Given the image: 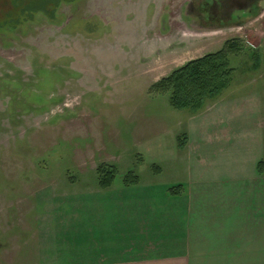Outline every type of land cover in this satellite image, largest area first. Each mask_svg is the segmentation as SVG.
Masks as SVG:
<instances>
[{
  "label": "rangeland",
  "instance_id": "374dc122",
  "mask_svg": "<svg viewBox=\"0 0 264 264\" xmlns=\"http://www.w3.org/2000/svg\"><path fill=\"white\" fill-rule=\"evenodd\" d=\"M188 2L61 0L53 17L38 11L20 22L0 13V264L140 252L148 224L129 217L149 193L167 208L181 204L198 165L194 138L184 148L177 141L194 114L150 87L227 40L242 49L229 57L234 71L222 95L255 100L250 117L264 139V8L245 24L207 29ZM101 164L117 169L105 189ZM129 172L138 182H125ZM177 184L184 187L174 193ZM249 187L264 194V175ZM121 202L123 218L110 208ZM249 204L257 227L249 241L264 246V200Z\"/></svg>",
  "mask_w": 264,
  "mask_h": 264
},
{
  "label": "crops",
  "instance_id": "0c3cea01",
  "mask_svg": "<svg viewBox=\"0 0 264 264\" xmlns=\"http://www.w3.org/2000/svg\"><path fill=\"white\" fill-rule=\"evenodd\" d=\"M224 91L207 112L194 114L189 125L187 142L191 136L195 140L198 165L185 200L171 209L149 193L129 217L148 224L140 252L77 264H264L263 244L249 241V234L257 233L249 202L264 200L263 193H252L249 187L252 178L261 176L256 164L264 157L263 132L250 117L255 100L229 98ZM110 208L123 218L122 202Z\"/></svg>",
  "mask_w": 264,
  "mask_h": 264
},
{
  "label": "trees",
  "instance_id": "16d2710c",
  "mask_svg": "<svg viewBox=\"0 0 264 264\" xmlns=\"http://www.w3.org/2000/svg\"><path fill=\"white\" fill-rule=\"evenodd\" d=\"M1 1L4 4L2 3L0 13L3 11L5 16L6 12L10 16L15 13V22L21 21L19 17L29 19L38 11L53 17L54 7L61 2V0ZM10 1L11 6L8 3ZM241 49L242 43L238 39L227 40L220 49L191 59L168 75L160 78L150 87V90L158 93H167L168 103L171 108L179 111L189 110L195 114L201 111L207 102L217 99L230 86L234 68L230 65L229 57L232 54H237ZM253 55L254 64L257 66L259 57L256 53ZM177 141L178 147L184 148L187 143V135L185 133L180 134L177 137ZM256 171L259 175H264V159L257 162ZM116 172L117 169L113 165H99L97 174L100 188L109 187L114 181ZM138 180V176L133 175L131 172L125 176L126 183L138 182ZM180 187L181 184L175 185L171 191L176 193Z\"/></svg>",
  "mask_w": 264,
  "mask_h": 264
},
{
  "label": "flooded vegetation",
  "instance_id": "af4514ba",
  "mask_svg": "<svg viewBox=\"0 0 264 264\" xmlns=\"http://www.w3.org/2000/svg\"><path fill=\"white\" fill-rule=\"evenodd\" d=\"M189 0L188 14L200 27L221 29L245 24L260 15L264 0ZM193 19V20H194Z\"/></svg>",
  "mask_w": 264,
  "mask_h": 264
}]
</instances>
